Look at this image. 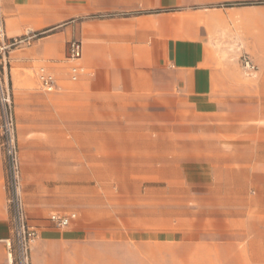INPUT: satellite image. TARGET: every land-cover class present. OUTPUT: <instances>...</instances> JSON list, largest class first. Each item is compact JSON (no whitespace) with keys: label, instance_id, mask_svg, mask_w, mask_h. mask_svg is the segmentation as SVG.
<instances>
[{"label":"rangeland","instance_id":"rangeland-1","mask_svg":"<svg viewBox=\"0 0 264 264\" xmlns=\"http://www.w3.org/2000/svg\"><path fill=\"white\" fill-rule=\"evenodd\" d=\"M232 6L260 7L244 13V33L250 34L258 18L264 34V0L224 5ZM33 33L30 45L12 50L7 67L19 144L25 136L46 140L29 144L30 180L62 194L64 198H54L55 206L82 208L86 232L99 233L85 246L114 248L116 264H204L209 259L205 242L218 243L220 233L264 227L257 221H264V52L254 54L251 40L245 37L235 47L229 64L227 85L238 93L219 95L227 115L242 113L243 120L234 127L231 118L224 120L221 138L212 142L218 152L208 158L203 143L192 140L197 131L193 123L156 110L151 96H142L141 104L113 105L107 95L85 89L87 77L70 83L72 64L64 51L75 38L55 59L65 90L44 93L37 72L50 67L52 59H35L28 49L56 32ZM245 59L256 67L254 72L245 68ZM86 72L91 74L88 68ZM26 193L22 174L27 212ZM113 232L115 242L105 235ZM189 233H196L199 243L188 244ZM176 234L185 241L175 240Z\"/></svg>","mask_w":264,"mask_h":264},{"label":"crops","instance_id":"crops-1","mask_svg":"<svg viewBox=\"0 0 264 264\" xmlns=\"http://www.w3.org/2000/svg\"><path fill=\"white\" fill-rule=\"evenodd\" d=\"M241 1L245 0H0V24L9 39L28 32H56L28 49L35 59H52L51 66L44 67L56 77L58 85L55 92L47 94L64 89L56 74L55 59L67 42L75 38L83 46L80 65L91 71L79 80L87 77L90 86L86 90L107 95V103L113 105L141 104L142 96H151L156 110L171 111L174 118L193 123L197 131L192 140L203 143L205 156L212 158L218 152L212 149V142L221 138L224 120L235 121L233 127L238 125L236 121L243 120L242 113L227 115L219 98L222 94L238 93L227 85L235 47L246 37L251 40L249 47L254 54L264 52V34H260L258 18L256 22L253 19L250 34L244 33V13L260 7H224ZM64 55L66 59L67 49ZM70 68L68 81L77 83L71 81ZM119 80H123V86L116 85ZM16 119L19 134L17 113ZM25 138L19 147L22 174L27 182V215L38 231L31 252L32 264H116L114 248L84 245L88 239H97L99 233L86 232L88 218L83 216L82 208L55 206L57 197H63L61 193H54L44 184H32L29 144L46 140ZM50 214L75 218L69 227L60 229L51 221ZM262 226H257V230L220 233L218 243L205 242L209 259L204 264H264ZM105 235L113 242L117 239L114 232ZM196 235L189 233L187 243H199ZM12 238L0 135V264H8L7 242ZM174 239L185 241L178 234Z\"/></svg>","mask_w":264,"mask_h":264},{"label":"built area","instance_id":"built-area-1","mask_svg":"<svg viewBox=\"0 0 264 264\" xmlns=\"http://www.w3.org/2000/svg\"><path fill=\"white\" fill-rule=\"evenodd\" d=\"M35 38L33 32H28L20 38L9 39L3 24H0V135L1 148L4 155L8 204L11 213L12 240L7 242L8 264H31L32 247L38 238V231L29 223L26 208L22 198V166L18 141L15 104L7 81V67L10 54L14 48L30 45ZM83 57L81 41L73 39L68 43L66 59L70 62V78L78 82L86 74V69L80 65ZM245 68L254 72L256 67L245 59ZM37 78L41 89L53 93L57 89V79L46 67L39 68ZM75 215L64 217L51 216V221L57 228L69 227Z\"/></svg>","mask_w":264,"mask_h":264}]
</instances>
